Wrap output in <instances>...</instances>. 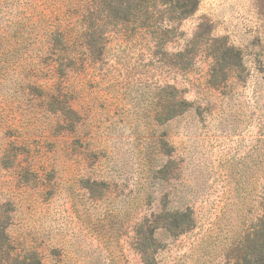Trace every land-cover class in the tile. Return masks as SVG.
I'll list each match as a JSON object with an SVG mask.
<instances>
[{
    "label": "rangeland",
    "instance_id": "obj_1",
    "mask_svg": "<svg viewBox=\"0 0 264 264\" xmlns=\"http://www.w3.org/2000/svg\"><path fill=\"white\" fill-rule=\"evenodd\" d=\"M87 1L0 0V229L42 264L239 259L264 217V0H198L164 46L195 43L180 72ZM224 44L241 65L213 85ZM172 87L188 107L156 120Z\"/></svg>",
    "mask_w": 264,
    "mask_h": 264
},
{
    "label": "trees",
    "instance_id": "obj_2",
    "mask_svg": "<svg viewBox=\"0 0 264 264\" xmlns=\"http://www.w3.org/2000/svg\"><path fill=\"white\" fill-rule=\"evenodd\" d=\"M87 2V6L97 13H101L104 9V25H112V27L119 25L123 28L122 31L128 44H132L131 42L135 39L142 40V48L152 50V59L159 68L166 67L169 72H180L195 62L197 56L194 52L195 43H187L183 51L170 55L164 51V46H167L173 39L177 30L175 24L195 13L199 6L198 0H89ZM88 46L91 49L90 44ZM212 53L209 83L216 85L221 79L219 72H229L241 65V54L226 44L213 45ZM222 79L223 81L228 80V76L224 74ZM172 89L174 94L166 100L168 110L163 106L164 102L159 97L156 105L159 111L155 117L156 120L163 122L174 119L187 109L188 102L178 101L175 95L176 88L172 87ZM173 216L174 227L179 234L193 226L189 211L176 212ZM1 219L3 220L2 217L0 221ZM11 243L6 230L0 229V264H42L37 253L29 252L21 255L11 247ZM228 264H264V217L254 237L248 238L242 256Z\"/></svg>",
    "mask_w": 264,
    "mask_h": 264
}]
</instances>
